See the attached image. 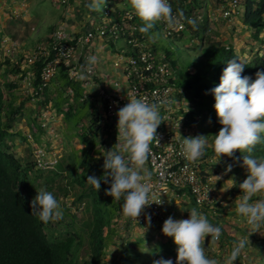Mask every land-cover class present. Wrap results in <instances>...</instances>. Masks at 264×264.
<instances>
[{
	"label": "trees",
	"instance_id": "1",
	"mask_svg": "<svg viewBox=\"0 0 264 264\" xmlns=\"http://www.w3.org/2000/svg\"><path fill=\"white\" fill-rule=\"evenodd\" d=\"M116 1H122L126 5L125 8L117 10V12H122L125 9L134 12L130 0ZM170 1L176 12L177 9H180L184 12V15L191 16L196 21L195 28L187 23L185 31L188 34L189 41L198 40L193 48L199 51V56L195 61L188 64L187 71H181L180 73L178 71L177 73L175 68L176 59L171 57L170 52H162L175 71V84L182 88L184 93L188 92L189 98L191 97L192 106L189 105L186 112L188 123L191 125L195 121H200L201 130L213 144L214 135L219 132L221 125L214 110L215 99L211 89L219 85L222 73L228 66V61L234 59L244 64L241 76L249 77L250 81L254 80L257 71L264 72V56L256 53L249 60L239 58L233 42L221 39L220 32L210 27V22L216 21L212 20L205 5L203 6V13L195 11V9L201 8L199 0ZM241 9L242 11L239 14L241 22L247 28L252 29L251 36L253 39L263 42V39H260V34L264 30V0H243ZM198 14L202 16L200 21L197 19ZM130 22L124 20L122 25L124 27L128 26ZM134 23L138 26L137 37L140 40L144 39L146 42L150 30L146 33L140 31V28L144 26V22L136 15ZM185 31L173 35L182 37ZM151 50L153 54L157 53L153 44ZM129 53H132V51H129ZM22 59L23 56L20 54L16 61H11L10 58L0 59V264H77L75 249L82 241L81 234L78 231L74 233L67 231L65 237L60 240H51L47 236L44 230L46 223L34 216L30 207L31 199L29 195L32 192L33 181L30 177V169L32 170L35 164L34 162L22 164L21 158L13 145L8 144V141H12L15 136L20 134L14 132L13 127L22 117L29 121L27 123L28 131L40 141L43 129L40 127L38 119L41 109L47 106L55 114L62 117L66 130L65 139H76L79 144L77 149L68 151L64 161L59 162V157L56 166H58L59 172L66 170L68 178H70V184L80 186V192L77 194L79 200L88 197L92 201L91 219L85 222L89 228L90 258L87 263L102 264V256L110 242L108 233L113 209L108 208L106 195L100 194V189L107 190L110 183H104L101 180L100 189L96 191L95 187L87 182V178L88 176L98 178L103 176L105 172L103 168L104 161L100 159V156L103 157L105 147L110 144L113 146V150L117 151L114 132L111 130L109 123L101 124L103 116L97 110L93 98L88 96L81 99L79 83L72 81L67 76L66 68L63 66L60 67L58 75L50 86L53 89L51 90L50 87L45 88L37 95L40 97L37 100V106L33 109L31 107L27 108L25 104L30 101V97L20 98L16 93L19 87L18 81L9 79L10 74H20L19 76L22 79L24 75V71L20 67ZM42 65L43 61L39 60L32 66L33 86H37L39 82ZM68 87L74 90L71 99L65 94V89ZM179 96H183V93ZM259 135L260 142L253 147L251 153L235 151L231 157L227 156L232 163L235 177H238L237 186L233 191V194H237L238 197H241L240 194L242 196L244 194L240 191L239 184L247 178L243 156L264 157V132ZM19 136L27 141L25 134ZM67 140L64 142L65 145L70 144ZM100 153L101 155H99ZM89 195H92L91 198ZM258 197L261 199L262 195ZM120 199L124 203V197L121 196ZM100 202H103L101 206L99 205ZM203 208L207 209L206 207ZM221 209H217V212ZM71 217L74 218V215ZM224 238H227L229 243L233 241L231 237H228L226 231L224 232ZM257 243L253 245L255 249L249 251V255L254 257L257 264H264V247ZM204 245V249L208 250L206 242H204ZM173 254L177 255V249L174 250ZM205 255L209 258L208 253H205ZM238 263L242 264L240 259ZM233 264L237 263L234 261Z\"/></svg>",
	"mask_w": 264,
	"mask_h": 264
},
{
	"label": "built area",
	"instance_id": "2",
	"mask_svg": "<svg viewBox=\"0 0 264 264\" xmlns=\"http://www.w3.org/2000/svg\"><path fill=\"white\" fill-rule=\"evenodd\" d=\"M57 1L66 10L69 9V0ZM213 1L219 11L215 20L221 18L229 21L238 17L242 11L243 0ZM117 2L113 0L112 4L116 5ZM168 3L172 8L173 15H176L177 12L172 6V2L168 0ZM134 17V12L130 9L117 12L115 6L106 8L102 16H98L94 20L89 19L86 28L76 34L71 33L64 21L61 20L45 43L38 44L23 56L20 64L24 71L22 79L20 74H12L11 77H19L21 83L24 84L26 96L30 97V101L37 102L40 99L37 95L45 88L50 87L58 75L60 67H65L67 76L86 88L81 99L92 96L97 100L102 110V121L111 125L115 138H117L118 120L116 113L119 108L128 103V99H142L149 104L157 105L161 120L166 122L171 119V123L168 128L163 127L160 123L156 130L160 144L157 145L155 141L150 144L151 155L147 160V165L149 173H151V192L148 201L151 204L142 209L141 215L136 218L137 222L134 218L125 216L127 221L143 228L154 226L163 218V209L168 203L169 195L177 190H186L198 207H206L213 214H217V209L222 208V204L226 203L218 194L214 175L202 168L201 160H189L181 154L182 138L193 135L190 132L189 121L182 123L170 116L172 101L176 95L183 93V89L175 84V71L165 55L161 52L153 54L145 40H140L137 37L138 26L134 23ZM185 17L192 18L187 15ZM200 17L197 15V18ZM124 20L131 22L124 27L122 25ZM160 22L166 36L185 31L187 26L185 20L181 21L183 27L179 25L169 27L164 20H160ZM120 38L125 40L132 51L129 54H117L113 62L114 67L119 68L123 74L124 86L119 80L110 83L104 81L91 64L94 43L98 39L114 41ZM0 43L11 61H16L19 58L15 42L7 37H2ZM39 60L43 61V65L39 74V82L37 86H33L32 66ZM65 92L70 97L74 94V90L70 87ZM188 107L189 105H187ZM48 108L49 106L41 109L38 122L50 137H56V129L50 125V122L55 119L54 113ZM177 131L181 137L177 135ZM25 135L27 140L36 144L34 136L30 132ZM116 143H119L118 139ZM33 156L35 167L39 170H54L59 158L56 150H53L45 141L40 145L36 144ZM158 198L163 201L161 205L153 203ZM212 201L217 202L213 205ZM149 215L151 216L150 225L146 219Z\"/></svg>",
	"mask_w": 264,
	"mask_h": 264
},
{
	"label": "clouds",
	"instance_id": "3",
	"mask_svg": "<svg viewBox=\"0 0 264 264\" xmlns=\"http://www.w3.org/2000/svg\"><path fill=\"white\" fill-rule=\"evenodd\" d=\"M130 5L135 15L144 22V26L140 28L142 33L148 32L154 27L155 22L160 20H164L169 27L177 25L183 27L182 20L196 27V21L185 17L182 10L177 9L176 15H173L168 0H130ZM85 6L102 11L106 6V0H94ZM237 61V59L228 61L219 85L211 89L215 99L214 110L221 125L211 145L218 157L217 162L220 156L231 157L235 151L251 153L253 147L260 142L259 134L264 132V72L257 71L255 79L250 81L249 77L241 76L244 64ZM116 115L118 117L116 140L120 142V150L105 151L103 176L99 178L88 176L87 182L93 185L96 191L100 189L101 180L110 183L106 195L116 200L123 196L124 203L121 206L123 214L136 220L142 209L151 204L148 202L151 173L144 165L151 155L150 144L153 141L157 145L160 144L156 130L162 120L157 105L137 98L128 99V103L119 108ZM177 135L181 137L178 131ZM208 146L207 136L183 137L181 154L194 161L204 154ZM243 165L247 170V178L239 184V189L244 195L237 200L236 211L253 226L254 231H257L260 223L264 222V199L254 203L249 201L252 196L264 192V157L244 155ZM231 170L232 165L229 164L225 168V173ZM222 175L214 176L216 181L222 179ZM230 180L231 184L227 189L237 186L234 178ZM212 202L214 205L217 201ZM153 203L161 205L163 201L158 198ZM222 206L227 207L226 204ZM30 207L32 214L44 223L61 219L63 216L57 199L51 192L43 189L30 202ZM188 212V219L174 220L169 216L162 226V233L172 237L177 246V264H218L215 259L206 257L203 245L205 238L209 236L214 242L219 241L221 228L209 223L196 208ZM146 219L150 225L151 216H147ZM244 244L245 241L241 240L234 246L226 264H233ZM153 264L173 262L161 258L155 260Z\"/></svg>",
	"mask_w": 264,
	"mask_h": 264
},
{
	"label": "rangeland",
	"instance_id": "4",
	"mask_svg": "<svg viewBox=\"0 0 264 264\" xmlns=\"http://www.w3.org/2000/svg\"><path fill=\"white\" fill-rule=\"evenodd\" d=\"M26 3V0L21 1L19 4V8L16 10H26ZM199 3L201 5V8L195 9V11L197 13H203V6L205 5L211 17L213 16V19L215 20L219 15V11L214 1L199 0ZM42 6L43 8L41 12L42 14H44V16H40L39 14L37 15V13L36 16H38L39 18L45 17L41 20H43V24L47 26L53 20L54 11L51 5L48 3H44ZM114 6L115 5L113 4H107V7H104L102 11H96V13L100 17L103 15V12L106 8H114ZM198 15L201 16V14ZM201 17L197 19L200 21ZM215 21L216 22H210V27L213 30H218L220 32L221 39H227L233 42L235 51L239 58L249 60L256 53L264 56V30H262L260 34V39H263V42H261L260 40L253 39V37L251 36L252 29L247 28L245 25H243L240 16L229 21H222L221 19ZM34 22L40 23V20L38 19ZM197 43V39H194V41H189L186 31L184 32L182 37H176L173 34L169 37L166 36L159 21L155 22L154 27L150 29L149 37L146 39V45L148 46V48H151L153 44L157 50L156 52L163 53L162 51H168L171 53V57L173 59H176L175 68L177 70V73L178 71L179 73L181 71H187L188 64L195 61L197 56H199V51L193 48ZM11 75L12 74H10L9 76L10 80L15 79L16 81H18L19 87L16 90V93H18L20 98H23L26 95L23 89L24 84H21V79L19 77L12 78ZM188 94V92L184 93L183 91V96L176 95L172 101V107L170 108V116H173L176 119L182 121V123L183 121L186 123L188 121V118L186 117L187 110H185V108H187V105L192 106L191 97L189 98ZM25 105L33 109L37 106V102L29 101ZM53 113L55 119L50 122V125H53L55 127L57 136L50 137L43 129L42 136L40 137L37 135L41 138L40 141H38L36 138L34 139L37 145H40L45 141L47 145L53 148V150L55 149L56 154L60 157V162L62 160L64 161L66 154L68 153V151H70V149H77L79 147V144L76 139H65L64 134L66 130L64 128L62 117L55 114L54 111ZM22 119L24 118L22 117L20 121H17L14 124L15 127H13V130L20 129L23 132L26 131L28 126L26 121H22ZM103 123L105 122L101 121L102 125ZM169 123H171V119L166 120L165 125H168ZM189 126L191 133H197V135L194 134V136H205L204 132L201 130L200 121H195L192 123V125ZM28 132L29 131H27L26 133ZM66 140L70 144L65 145L64 142ZM12 142L16 144L15 150L18 156L21 158L22 164L34 162L33 154L36 144H33L29 140L25 141L20 137H14L12 141H8V144H11ZM207 142L211 143L208 138ZM59 144L61 145L57 146ZM111 148V145L106 146L105 151L110 150ZM57 150H59L60 153ZM103 154L105 155V153ZM99 155H101V153ZM100 157V159L104 161V157ZM220 163L223 167V170L221 169L223 173L220 171L213 172V170L212 174L214 176L223 174L222 179H220L219 181H216L215 179V183L217 189L221 193L218 194L222 199H224L227 207L222 208L220 211L218 210L219 212H217V216L215 215L217 218L210 219V222L213 226H218L221 228V235L219 241L217 242H212L210 241V239L205 240L207 244L206 246H208V250L204 249V251L205 253H208L209 259H215L218 264H226V261L229 258L234 246H236L239 241L243 240L245 241L244 247L237 256L235 263L239 264L238 261L240 259V263L242 264H257L254 257L252 255H249V251L255 249L253 245L257 242V244L264 247V222L260 223L259 230L254 231L253 226L249 225L246 222V219L237 213V200L240 197H238L237 194H233L235 187L230 189L227 188H229L231 184L230 178H234L235 182H237L238 177H235L234 175L235 171L233 170V166L230 172L225 173V168L227 167V165H232L229 157L223 155L220 156ZM229 173L231 176L229 175ZM30 177L33 180L31 186L32 194L30 193L29 195L31 201L35 198L37 193L41 189H43L44 191L51 192L53 194L63 212V216L61 219L50 220L48 223H46L44 230L47 236L51 240H60L65 237L67 231H69L70 233L78 231L81 234L82 241L80 245L75 249L76 261L77 264H88L87 261L90 258L88 246L89 228L85 222L90 221L91 219L92 201L89 200L88 197L87 199L83 198L81 200L77 198V194L78 192H80V186L78 184H70L68 173L66 172V170L63 172H59L58 166H56L54 170L50 171L37 170L34 167L32 170L30 169ZM223 179L227 180V187L225 186V182ZM106 191L107 190L100 189V194L106 195ZM260 195H262L261 199H259L258 197ZM89 196L91 198L92 195ZM240 196L242 197V194H240ZM262 199H264V192L252 196L249 202L254 203L257 200ZM106 201L108 202V208L113 209V211L111 215V225L109 227L108 233L110 242L108 244L109 246L105 249V252L102 256V264L110 262L113 264H119L120 262H122L121 264H153L155 260L161 258L170 259L172 260L173 264H177V255L175 256L173 254L174 250L177 249V246L174 244L172 237L165 236L162 233V227H154L152 229L151 226L142 228L137 225H131V223L127 221L125 215L122 212L121 206L123 202H121V199L116 200L115 198L106 195ZM113 202L115 205L114 207ZM102 203L103 202H100L99 205L101 206ZM72 215H74V218L71 217ZM173 219L175 220L178 218L173 217ZM225 231L228 234V237H231L233 239V241H230V243L227 238H224Z\"/></svg>",
	"mask_w": 264,
	"mask_h": 264
},
{
	"label": "crops",
	"instance_id": "5",
	"mask_svg": "<svg viewBox=\"0 0 264 264\" xmlns=\"http://www.w3.org/2000/svg\"><path fill=\"white\" fill-rule=\"evenodd\" d=\"M0 1H1L0 2V6H1L0 7V40L2 37H7L13 42H15L18 48V53L22 56L30 52L38 44L45 43L50 33L53 31L55 26L59 25L61 20L64 21V24L71 33L76 34V33H80L82 30L86 28L89 19L94 20L95 18L98 17L95 10H92L85 6L86 4L93 3L94 0H69L70 7L68 10H66L64 6L60 5V3L57 0H26L27 1L26 10L20 9L18 11L16 9L19 8L20 2L25 0H0ZM44 3L50 4L54 11L53 20L47 26H45V24H43L44 21L41 20L44 19L45 17L39 18L38 16H36V13L37 15L39 14L40 16L42 15L44 16V14H42L41 12L43 8L42 5ZM112 3L113 0H106V6L107 4L111 5ZM125 6L126 5L122 1H118L115 5L116 10L118 11L125 8ZM38 19L40 20V23L34 22L35 20ZM129 51H130L129 46L122 38L116 39L114 41H106L104 39H98L94 43L93 53L91 57V64L94 66L99 77H101L104 81L110 83L111 81L119 80L121 85L124 86L125 81L122 76L123 74L121 73V70L119 68L114 67L113 62L117 54H128ZM8 58L10 57L4 52L3 45L0 43V59H8ZM50 88L52 90V87ZM85 91L86 88L80 85V96H83ZM68 97L69 99H71L73 98V95L71 97L70 96ZM89 97L93 98L92 96ZM93 100L95 101L94 103L96 105L97 110L99 111V113H101L102 112L101 106L98 104L97 100H95L94 98ZM24 120L26 121V123L29 122L28 119L27 120L25 118L22 119V121ZM161 123L163 127L165 128L169 127V124L165 125V122L163 121ZM27 129L25 132L21 131L20 129H16L13 131L17 133L19 132L20 133L19 135H24L28 131ZM194 134L197 135V133ZM194 134L192 135V137H196L194 136ZM19 135L15 137H20L21 139H24ZM11 144L15 149L16 144L13 142ZM119 144L120 142L116 143L117 152H119L120 150ZM60 145L61 144L57 146ZM208 145L209 146L206 147L204 150V154L199 158V160H201L202 162L201 164L202 168L208 172H212L213 170H214L213 172H218V171L222 172L223 167L221 166L220 163V157H219V161L217 162L218 157L214 152V148L211 147L212 144L208 143ZM111 150H113V146ZM57 151L59 152V150ZM144 167L149 172L147 162L144 165ZM217 176H221V175H217ZM223 180L225 182V186L227 187L228 186L227 180L225 179ZM218 193L221 194L219 190ZM192 208H196L199 214H203L208 219L209 223H211L210 219L217 218L216 217L217 214H213L210 210L205 209L203 207H198L193 202L191 195L186 190H177L175 193L169 195L168 203L163 209L162 220L156 223L154 226H151V228L152 229L154 227L161 228L163 226L164 221L169 216H171L172 218L177 217L178 219L175 220L188 219L189 218L188 211H190ZM207 239L208 240L210 239V241L213 242L210 236L205 238V240Z\"/></svg>",
	"mask_w": 264,
	"mask_h": 264
}]
</instances>
